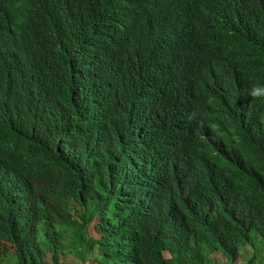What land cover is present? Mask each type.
I'll list each match as a JSON object with an SVG mask.
<instances>
[{"label": "trees", "instance_id": "obj_1", "mask_svg": "<svg viewBox=\"0 0 264 264\" xmlns=\"http://www.w3.org/2000/svg\"><path fill=\"white\" fill-rule=\"evenodd\" d=\"M253 88L264 0H0V264L258 253ZM168 143L187 154L180 175L162 166Z\"/></svg>", "mask_w": 264, "mask_h": 264}, {"label": "rangeland", "instance_id": "obj_2", "mask_svg": "<svg viewBox=\"0 0 264 264\" xmlns=\"http://www.w3.org/2000/svg\"><path fill=\"white\" fill-rule=\"evenodd\" d=\"M94 222L90 223L87 226V235L92 239L98 238L97 232L94 230ZM241 255L240 258L235 263H230L227 261L226 257L219 252L213 253L210 256L211 264H264V245H260L257 249L258 253L255 251V248L249 246H241ZM96 254V251L86 256L85 264H90V259L93 255ZM257 255V258L254 260L253 263H250L249 260H252L254 255ZM165 257L169 258V253H165ZM63 264H82V262L78 261V259L74 258L71 255H67L65 257Z\"/></svg>", "mask_w": 264, "mask_h": 264}, {"label": "clouds", "instance_id": "obj_3", "mask_svg": "<svg viewBox=\"0 0 264 264\" xmlns=\"http://www.w3.org/2000/svg\"><path fill=\"white\" fill-rule=\"evenodd\" d=\"M249 95L252 96L253 98H256L258 96L264 95V91L253 88L250 90ZM161 153H163L164 155L163 161H162L163 162L162 166L164 167V169L175 171L177 175H180L184 171L185 158L187 154L182 152V149H179L177 143H168L163 148ZM165 253H168V252H165Z\"/></svg>", "mask_w": 264, "mask_h": 264}]
</instances>
